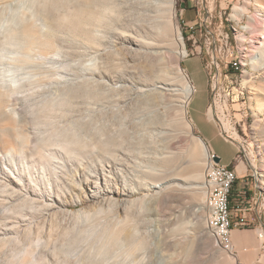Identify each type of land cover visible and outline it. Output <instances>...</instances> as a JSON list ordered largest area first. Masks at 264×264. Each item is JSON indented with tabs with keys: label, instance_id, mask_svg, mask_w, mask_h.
<instances>
[{
	"label": "rangeland",
	"instance_id": "obj_1",
	"mask_svg": "<svg viewBox=\"0 0 264 264\" xmlns=\"http://www.w3.org/2000/svg\"><path fill=\"white\" fill-rule=\"evenodd\" d=\"M89 1L0 0V264H244L243 250L264 252V53L244 49L258 35L243 29L256 0H94L91 15ZM202 116L246 148L235 160L211 143L247 175L231 221L262 223L235 232L229 252L191 238L194 213L203 228L207 214L195 137L213 157Z\"/></svg>",
	"mask_w": 264,
	"mask_h": 264
},
{
	"label": "bare ground",
	"instance_id": "obj_2",
	"mask_svg": "<svg viewBox=\"0 0 264 264\" xmlns=\"http://www.w3.org/2000/svg\"><path fill=\"white\" fill-rule=\"evenodd\" d=\"M94 3V0H90L88 2V8L89 10V14L91 15V13H93L92 11V4ZM173 3V1H171V4ZM247 10L246 7H240V11L245 12ZM255 18H251L253 23H255V28L245 25L243 26L244 30H248L250 31L251 29H255L257 31V35H258V40L256 41V46L252 45L253 47L249 50L248 48H244L247 49L248 52L250 51L249 54H252L253 56L256 54H258V50H262V54L264 53V0H256V4H255ZM258 19V20H257ZM169 21L170 24L172 25V27L176 30V36H175V42L176 45L178 46V50H177V54L182 57L186 54V50L184 48V44L182 41V36L180 34V32L178 31V24H177V19H176V15L174 13V11L172 10V13L169 17ZM255 40V39H254ZM244 43V39L240 40V45ZM245 52V50H244ZM247 55L244 53V57H246ZM260 70L259 73L257 74V78L259 81V84L257 86V88L255 89L254 92V96L257 99L256 102V108L259 112H264V100L262 99V97L264 96V62L261 63L260 65ZM177 71L178 74L180 75L181 79L184 80V86H185V91H186V96L187 98L191 96L192 92L194 91V87L186 80V77L184 75V73H182L180 66L178 65L177 67ZM251 80L249 81H244V86H248V88H250L251 85ZM208 115L211 116V111L208 112ZM227 128V126H226ZM261 133L264 139V125L261 128ZM236 135V134H235ZM198 138V139H197ZM195 140H198L199 143V147L202 151V153L207 156V168L205 171H211L212 170V166H213V157H210L209 151L207 146L204 144L203 140L200 137H195ZM237 146V145H236ZM251 156V155H250ZM254 160V159H252ZM252 165L254 167H257V163L256 162H252ZM262 176H264V169H263V173ZM264 179V178H263ZM264 182V181H263ZM155 187H161V184L155 185ZM207 210V209H206ZM201 220H202V215L200 210L196 211L191 219V224H192V230L193 233L191 234V238H193L194 243L200 245V246H208L210 243V237L207 233H209L211 235V237L213 238V240L215 241V243L221 247H224L228 250V243H226V235H224L223 233V229H216V232L212 229H210V226L214 225V218H212V216H210L209 214H206V218H205V227L203 228L202 224H201ZM206 229V230H205ZM258 234L262 237V231L258 230ZM229 252V250H228Z\"/></svg>",
	"mask_w": 264,
	"mask_h": 264
},
{
	"label": "built area",
	"instance_id": "obj_3",
	"mask_svg": "<svg viewBox=\"0 0 264 264\" xmlns=\"http://www.w3.org/2000/svg\"><path fill=\"white\" fill-rule=\"evenodd\" d=\"M230 63L235 65V60ZM231 138V136H227ZM246 151L245 146L242 143L237 145V157L242 159ZM212 156L215 154L212 152ZM247 177V175H243ZM238 179V175L233 167L229 165L221 164L213 160V166L211 171H204L202 188L205 193L204 208L207 209V214L214 218V225L210 226V229L216 232V229H223L224 235H226V243H228V250L232 249L231 242V228L233 222L230 216V194L233 187V183ZM245 193V191H243ZM243 218L239 221L242 222ZM262 237H264V229H262Z\"/></svg>",
	"mask_w": 264,
	"mask_h": 264
},
{
	"label": "crops",
	"instance_id": "obj_4",
	"mask_svg": "<svg viewBox=\"0 0 264 264\" xmlns=\"http://www.w3.org/2000/svg\"><path fill=\"white\" fill-rule=\"evenodd\" d=\"M202 117H203V121L208 125V127H209L208 130H210V131H208V130L207 131H201V133L204 135L205 139L209 143V146H210L212 152L215 154V156L219 157V154L216 152V150L214 149V147L212 146L211 143L214 140H218L222 143H230L234 147L235 153H236L235 154V160H236V155H237L236 145L229 142L224 137H222L218 131H215L213 128H217V127L214 124H212L208 118H205L204 116H202ZM219 162H220V159H219ZM220 163L224 164V165H229L230 167H233L235 169L237 175L241 174L240 176L238 175V178H241L240 182L247 183V178L243 177L244 174H242V168H241L240 164H238V163L233 164L234 162L229 163V161L220 162ZM236 195H238V194L236 193ZM237 217H239V219L233 220V225L231 228V239L232 240L237 238V236H234L235 232L240 233L239 231L243 232L244 230H247V231H251L253 235H256L255 230L258 228V226H260V227L262 226V223H259V225L255 226V227H249V228L238 227L237 225L241 224V222L239 220L241 218H243V215L241 214ZM235 245L238 249H240V246L237 244V242L235 243ZM248 248L249 249H247V250H243L242 260L244 261V264H264V252H262L261 250L256 249V248H250V247H248Z\"/></svg>",
	"mask_w": 264,
	"mask_h": 264
},
{
	"label": "trees",
	"instance_id": "obj_5",
	"mask_svg": "<svg viewBox=\"0 0 264 264\" xmlns=\"http://www.w3.org/2000/svg\"><path fill=\"white\" fill-rule=\"evenodd\" d=\"M182 2H186V0H182ZM182 5V4H181ZM181 8H184V7H181ZM236 185V180L234 181V183H233V186H235ZM233 188V187H232ZM245 193H247V191H245ZM231 195H232V193L230 194V208H231ZM243 228H246V227H243ZM247 228H249V227H247Z\"/></svg>",
	"mask_w": 264,
	"mask_h": 264
},
{
	"label": "water",
	"instance_id": "obj_6",
	"mask_svg": "<svg viewBox=\"0 0 264 264\" xmlns=\"http://www.w3.org/2000/svg\"><path fill=\"white\" fill-rule=\"evenodd\" d=\"M198 137H199V136H198ZM200 138H201V137H200ZM219 159H220V158H219L218 156H214V157H213V160H214L215 162H219Z\"/></svg>",
	"mask_w": 264,
	"mask_h": 264
}]
</instances>
